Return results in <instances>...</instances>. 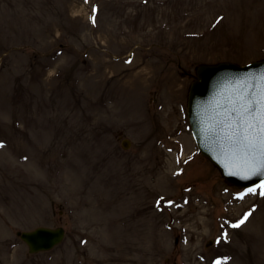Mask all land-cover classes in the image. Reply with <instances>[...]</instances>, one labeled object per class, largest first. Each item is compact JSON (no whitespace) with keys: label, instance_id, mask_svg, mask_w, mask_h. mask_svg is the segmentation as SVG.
Here are the masks:
<instances>
[{"label":"rangeland","instance_id":"1","mask_svg":"<svg viewBox=\"0 0 264 264\" xmlns=\"http://www.w3.org/2000/svg\"><path fill=\"white\" fill-rule=\"evenodd\" d=\"M263 58L264 0H0V264H264V184L188 117L199 65Z\"/></svg>","mask_w":264,"mask_h":264},{"label":"water","instance_id":"2","mask_svg":"<svg viewBox=\"0 0 264 264\" xmlns=\"http://www.w3.org/2000/svg\"><path fill=\"white\" fill-rule=\"evenodd\" d=\"M189 118L201 152L238 187L264 181V60L202 64L191 85ZM128 147V140L124 141ZM31 252L49 250L63 227L21 233Z\"/></svg>","mask_w":264,"mask_h":264}]
</instances>
